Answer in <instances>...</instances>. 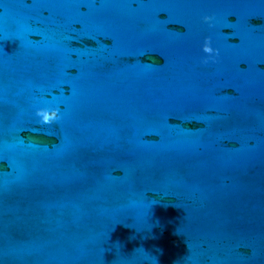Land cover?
Here are the masks:
<instances>
[{
  "label": "water",
  "instance_id": "95a60500",
  "mask_svg": "<svg viewBox=\"0 0 264 264\" xmlns=\"http://www.w3.org/2000/svg\"><path fill=\"white\" fill-rule=\"evenodd\" d=\"M0 264H264V0H0Z\"/></svg>",
  "mask_w": 264,
  "mask_h": 264
},
{
  "label": "clouds",
  "instance_id": "9594fccd",
  "mask_svg": "<svg viewBox=\"0 0 264 264\" xmlns=\"http://www.w3.org/2000/svg\"><path fill=\"white\" fill-rule=\"evenodd\" d=\"M203 21L205 23H208L211 27V16H204ZM201 50L203 53H205V57L203 58L204 63H208L209 60H212L215 62L216 56H218V50L213 48L211 46V39L206 37L204 39V43L201 46ZM35 116L39 118V123L42 125H50L53 122L57 121L59 119L58 117V110L56 108L47 109V108H40L37 109L35 112Z\"/></svg>",
  "mask_w": 264,
  "mask_h": 264
}]
</instances>
